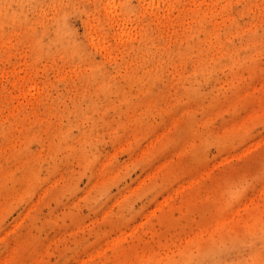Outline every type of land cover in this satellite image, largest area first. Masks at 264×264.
<instances>
[{"label":"rangeland","instance_id":"1","mask_svg":"<svg viewBox=\"0 0 264 264\" xmlns=\"http://www.w3.org/2000/svg\"><path fill=\"white\" fill-rule=\"evenodd\" d=\"M0 264H264V0H0Z\"/></svg>","mask_w":264,"mask_h":264}]
</instances>
